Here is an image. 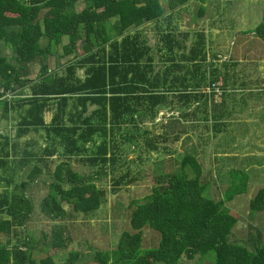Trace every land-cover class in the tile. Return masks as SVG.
Segmentation results:
<instances>
[{"label":"trees","instance_id":"1","mask_svg":"<svg viewBox=\"0 0 264 264\" xmlns=\"http://www.w3.org/2000/svg\"><path fill=\"white\" fill-rule=\"evenodd\" d=\"M189 1L0 0V44L13 52L9 57L0 48V84L17 93L11 102H2L3 115L7 118L12 111L26 108L16 135L1 136L0 141V264H51L50 255L40 258L46 253L42 242L61 249L67 244L60 230L53 232L51 244L46 242L47 235L40 240L31 236L30 223L37 208L52 222L65 220L70 212H98L106 203V193L96 182L122 168L126 154L121 147L136 151L138 139L146 138L149 153H156L157 143L168 141L163 135L148 139L142 119L154 120L168 110L172 113L168 135L183 120L173 119L177 116L173 112L181 110L185 118L208 107L202 87L208 79L209 86L217 83L218 71L208 66L204 34L187 46L189 36L180 38L177 28L164 32L158 49L163 66L158 69L142 30L163 19L172 23L175 12ZM80 3L84 8L79 12ZM44 9L49 13L35 24ZM257 35L264 40V15ZM64 38L69 44L61 57L74 55V59L58 73L50 68L48 58ZM38 62L41 72L30 96L18 99V91L30 83L31 65ZM52 111L48 124L45 114ZM40 131L47 133L44 148L33 152L30 142L21 147L23 137ZM58 149L66 161L56 167L48 195L36 207L28 190L50 171L49 159L57 156ZM73 158L94 173L75 171L70 163ZM31 163L35 164L28 180L19 182L22 168ZM129 172L114 179L115 187L130 182ZM203 177L197 157L190 155L184 157L177 173H162L151 195L129 207L133 232L124 231L113 251L94 254L93 263L181 264L184 258L214 252L215 264H264L261 229L250 225L247 240L234 239L240 218L226 205L233 198H207ZM263 213L264 188L250 202L253 219ZM146 228L160 235L158 247L143 250ZM231 238L243 245L231 243ZM81 256L79 251L71 252L69 264H77Z\"/></svg>","mask_w":264,"mask_h":264},{"label":"rangeland","instance_id":"2","mask_svg":"<svg viewBox=\"0 0 264 264\" xmlns=\"http://www.w3.org/2000/svg\"><path fill=\"white\" fill-rule=\"evenodd\" d=\"M83 8V3H80L77 11L80 12ZM167 12L171 13L168 9ZM263 15L264 0H190L187 6L185 5L175 12L172 23L163 19L146 25L142 30L156 55L158 69L163 66L162 54L158 50L161 47V35L172 28H177V32L181 34L180 38L186 34L191 42H194L199 34H204L207 42L206 52L215 57L214 66L220 74L217 77H224V80L228 78L230 87L240 84L238 80L240 78L234 75L236 73L234 70H227V67L219 65L220 62L230 57L233 61L241 58L256 61L249 70H253L255 76L260 79L258 84H263L264 40L257 35V28L262 22ZM43 44L46 43L43 42ZM68 44V38H64L62 45L53 46L52 56L48 58L50 68L58 73L63 71V65L74 59V55L61 57L64 54V47ZM192 44L190 43V45ZM186 45L189 46L188 41H186ZM0 48L4 55L12 57L13 52L10 47L0 44ZM40 67H42L41 62L31 65L34 79L41 72ZM207 85L208 81L204 86ZM253 87L249 86V89L252 90ZM202 91L207 93L208 107L200 108L195 114H186L185 118H183L184 114H181L183 111L173 112L174 115H177L173 119L183 120H181L182 123H177L175 129L171 130L172 132L168 135L169 129L166 126L170 125L171 122L168 121L172 116V113L168 114V110L159 112L154 120L142 119L143 131L150 133L148 139L154 140L156 136L163 135L162 137H167L168 141L166 143L162 140L159 141L157 143L159 150L156 153H149L145 145L146 138L138 139L139 145L136 151L129 150L128 147H121L123 154H126L120 164L122 168L117 172L109 171L106 176H102L100 181L96 182L98 187L106 193V203L94 214H75L70 212L67 205L65 208L70 213L65 220L52 222L40 214L38 206L48 195V185L53 181L52 175L56 167L66 161L62 158V150L58 149L57 156L49 159L50 171L44 170L39 181L32 184L28 190L29 196L35 199V205L38 207L30 223V231L31 236L38 240L43 235H47L49 238L46 242L49 244H51L55 230L63 231L67 247L65 249L55 248L43 241L44 245L41 248L47 254L42 253L40 258L50 255L51 264H69L70 253L79 251L82 256L77 264H94L91 259L94 254L113 251L124 231L133 232L130 225L131 210L129 207L131 203L145 200L150 196L156 185V179L168 171L177 173L182 160L188 155L197 157L202 166L203 180L208 185L205 194L207 198L216 201L233 198V201L226 205L233 215L240 218L234 231V239L247 240L252 232L250 225L257 224L256 226L264 234V213L254 219L250 214L251 200L264 188V98L254 94L251 107L250 105L244 107L241 112L233 110L234 106L220 107V111H228L230 119L221 121L219 127H221L222 133L216 138L214 121H205L201 117L207 115L206 117L212 120L208 109L222 104L224 89L221 87V97L215 96L212 93L213 89L204 88ZM242 92L241 90L239 95ZM249 93H253V91ZM236 95L237 92L230 97L233 99ZM242 96L244 100H240V104L248 103L247 92ZM235 99L232 101L235 102ZM228 103L231 104V100ZM4 105L0 102L1 128L7 126L1 116L4 112ZM239 114H243L244 117ZM53 115V111L45 114L48 124ZM17 121L18 119L9 123L7 133L4 131L7 136L14 137L16 135ZM168 123L169 125H167ZM46 137L45 131L32 132L30 150L38 152L44 148ZM0 141L2 140L0 139ZM163 147H167L166 151L162 149ZM70 163L75 171L85 175H92L95 171L80 163L76 158H73ZM33 164L35 163L22 168L19 180L16 178L15 181L28 180L27 176L33 168ZM127 169L130 170L128 179L130 182L115 187L114 179L126 174ZM160 238L157 232L146 228L143 250L158 247ZM231 243L243 245L240 242H235L232 238ZM181 264H215V253L210 252L206 256L196 255L193 259L184 258Z\"/></svg>","mask_w":264,"mask_h":264},{"label":"crops","instance_id":"3","mask_svg":"<svg viewBox=\"0 0 264 264\" xmlns=\"http://www.w3.org/2000/svg\"><path fill=\"white\" fill-rule=\"evenodd\" d=\"M188 42H189V46H191L190 43L191 44L193 43L190 40H188ZM206 45H207V42H206ZM207 56H208V63H209L208 66L210 67V65H212L213 67H211V69L215 68L216 66H214L215 63L213 62L215 57H212L211 55H208V54H207ZM255 62L256 61H250L248 58L247 59L241 58V59H238L237 61H233L232 57H230L229 59L226 58L223 62H220L221 64H219V65L227 67V70L228 69L234 70L236 72V73H234V75L237 76L238 78H240L241 80L238 79L240 84L231 85V87H230L228 78L224 80V77H219V78L217 77L218 78L217 83H221L222 87L224 89L223 102H222V104L220 106H216L214 108L208 109L209 114H210L209 116H212V120L208 119L206 117L207 115L205 117H201L205 121L206 120L214 121L213 122L214 123L213 127H215L214 131L217 132L215 134L216 138H218V135H220L222 133L221 127H219L221 121H223V120H227L228 121V119H230L228 117V111L222 112V111L219 110L220 107L225 106V105L234 106L235 108H233V110H235V111L237 110V112H241L244 107H248L252 103V99L254 97V94H258V95L261 96V98H264V83L263 84H258L260 82V79L255 76V73L253 72V70H251V71L249 70V68L253 64H255ZM39 70H41V67L39 68ZM30 72H31V74L28 77L30 83L26 84L25 89H22V90L18 91L19 92V98L18 99H25V98L29 97L30 94H31V91H32V87L34 86V83H36V81L38 80V77H39L40 73L36 76V79H37L36 80V79H34L35 77H33L34 73H32V68H30ZM217 74H218L217 76H220L219 73H217ZM263 75H264V73H263ZM208 76H209V78H211L210 73L208 74ZM209 82H211L210 79H208V83ZM217 83H215V84H217ZM250 83H253V84H250ZM213 85L209 86V84H208L207 86H203L202 89L211 88ZM249 86H254L253 87L254 89H252V90L249 89ZM239 90L243 91L241 93V95H239L240 94ZM252 91H253V93H249V92H252ZM236 92H237V95H236V97L233 98V99L236 98L235 99L236 101L234 102V101H232L233 99L230 96L235 95ZM245 92H247L248 103H246V104L241 103L240 104L239 101L240 100L241 101L244 100V97L242 96V94L245 93ZM204 93L207 95L206 92H204ZM230 100H231V104L228 103V101H230ZM250 107H251V105H250ZM201 109H203V108H201ZM25 110H26V108H22V109L20 108V109H18V111H12L7 118L4 117L3 112H2L1 116H2L3 120L6 121L7 126L3 127V128H1V126H0V139H2L1 136H6L7 135L6 134L7 133V127L9 126V123L11 121H14V120L18 119V121H17V124H18V122L21 120V112H25ZM239 116L244 117L243 114H239ZM17 124H16V126H17ZM30 136H31V134H29L26 137H23L21 139V145H23V148L26 147V144L28 142H30V140H31Z\"/></svg>","mask_w":264,"mask_h":264},{"label":"built area","instance_id":"4","mask_svg":"<svg viewBox=\"0 0 264 264\" xmlns=\"http://www.w3.org/2000/svg\"><path fill=\"white\" fill-rule=\"evenodd\" d=\"M222 84L217 83L214 84L211 88L208 89H213L214 92H212L215 96L221 97V90ZM17 93H13L11 91H7L1 84H0V102H11L15 97ZM215 99V97H214ZM221 99V98H220ZM216 102V99H215ZM218 102V101H217Z\"/></svg>","mask_w":264,"mask_h":264},{"label":"water","instance_id":"5","mask_svg":"<svg viewBox=\"0 0 264 264\" xmlns=\"http://www.w3.org/2000/svg\"><path fill=\"white\" fill-rule=\"evenodd\" d=\"M49 12L48 9H44L40 12L38 18L35 20V24H38L45 16L46 14Z\"/></svg>","mask_w":264,"mask_h":264},{"label":"flooded vegetation","instance_id":"6","mask_svg":"<svg viewBox=\"0 0 264 264\" xmlns=\"http://www.w3.org/2000/svg\"><path fill=\"white\" fill-rule=\"evenodd\" d=\"M48 13H49V12H48ZM48 13H47V14H48Z\"/></svg>","mask_w":264,"mask_h":264}]
</instances>
